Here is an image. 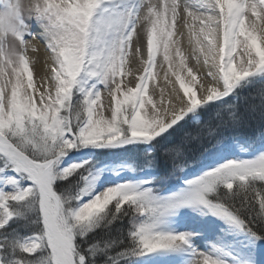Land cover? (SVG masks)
I'll return each mask as SVG.
<instances>
[{
    "label": "snow or ice",
    "instance_id": "snow-or-ice-1",
    "mask_svg": "<svg viewBox=\"0 0 264 264\" xmlns=\"http://www.w3.org/2000/svg\"><path fill=\"white\" fill-rule=\"evenodd\" d=\"M0 264H264V0H0Z\"/></svg>",
    "mask_w": 264,
    "mask_h": 264
},
{
    "label": "bare ground",
    "instance_id": "bare-ground-1",
    "mask_svg": "<svg viewBox=\"0 0 264 264\" xmlns=\"http://www.w3.org/2000/svg\"><path fill=\"white\" fill-rule=\"evenodd\" d=\"M184 52H185V55H186V53H188V52L190 53V54L186 55V56H188V61H187V63H188V66H189V67H192L193 70L195 71V70H196L195 60L191 57V48L187 46V41H186V40H185ZM41 54H42V53H41ZM144 56H145V58H146V46H145V49H144ZM130 67L132 68V70L135 71V69H137V68H139V67H141V66L137 63V64H132V65H130ZM141 70H142V68H141ZM164 70H167V64H165V66H164ZM175 70H176V69L174 68L173 71H175ZM135 72H136V71H135ZM169 78L175 82V76H172L171 73H169ZM34 79H35V73H34ZM156 82L159 83L161 86H164V84H165V81H164V79H162V78H160V79H159L158 81H156ZM176 86L179 87L178 83L176 84Z\"/></svg>",
    "mask_w": 264,
    "mask_h": 264
},
{
    "label": "trees",
    "instance_id": "trees-1",
    "mask_svg": "<svg viewBox=\"0 0 264 264\" xmlns=\"http://www.w3.org/2000/svg\"><path fill=\"white\" fill-rule=\"evenodd\" d=\"M258 91H259V86H257V88L255 90H253L250 94L252 96H256L258 94ZM257 102H258V100H257ZM257 133H258V128L255 125H253L251 127H245V128H243L238 133V136L241 138L240 139V143L241 144H244V141L245 140L255 138V136L257 135Z\"/></svg>",
    "mask_w": 264,
    "mask_h": 264
},
{
    "label": "rangeland",
    "instance_id": "rangeland-1",
    "mask_svg": "<svg viewBox=\"0 0 264 264\" xmlns=\"http://www.w3.org/2000/svg\"><path fill=\"white\" fill-rule=\"evenodd\" d=\"M188 54H190L189 52L188 53H186V55H188ZM161 59H162V57H157V63L159 64L160 63V61H161ZM129 67H130V65H129ZM131 68V67H130ZM132 69V68H131ZM154 71H159L160 72V75L157 77V81L160 79V78H162V79H164V75H163V72H164V70H161V69H159V68H157V69H154ZM133 73H134V75H138L139 73H137V72H135L134 70H133ZM132 77H127L126 79H131ZM173 81V80H172ZM174 82V81H173ZM106 115H107V113H106ZM238 151H239V149H237ZM199 244H200V246L201 247H203V244H204V242L203 241H200L199 242Z\"/></svg>",
    "mask_w": 264,
    "mask_h": 264
}]
</instances>
